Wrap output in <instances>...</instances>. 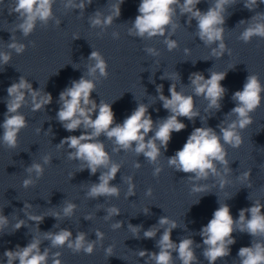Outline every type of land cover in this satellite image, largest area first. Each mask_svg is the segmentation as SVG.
<instances>
[{
    "label": "clouds",
    "instance_id": "clouds-1",
    "mask_svg": "<svg viewBox=\"0 0 264 264\" xmlns=\"http://www.w3.org/2000/svg\"><path fill=\"white\" fill-rule=\"evenodd\" d=\"M2 2V0H0ZM57 0H14V7L9 13H16L19 23L15 30L19 31L25 38L30 36L37 25L47 27L49 22H54L57 26L61 20L53 11V6ZM93 0H62L63 7L67 10L79 9L83 13ZM125 0H116L110 5L109 14L105 15L96 10L88 17L89 26L99 28L103 33L121 15V5ZM201 0H140L138 15L134 21L130 22L128 35L139 39L151 40L156 37H163V43L169 52L179 47L178 41L171 37L180 27L176 17L187 16V24L191 26L192 21H196V36L203 44L210 48V56L220 59L225 53L231 55L225 40V22L229 15L228 9L237 4V0H212L207 11H201L197 5ZM259 4H264V0H243L244 8L254 11ZM239 24H247V27L240 33L238 39L244 43H250L253 37L264 39V13L256 12L248 20H241ZM112 37L119 39V33L113 32ZM74 36L73 39H78ZM35 47V42H30ZM213 45H215L213 47ZM7 48L21 55L26 51L27 45L17 41L12 34L11 41L7 43ZM144 51L152 56L159 57L160 51L154 47H146ZM185 55H190V49H184ZM12 59L11 51H0V65H8ZM86 73L82 74L78 80H72L70 86L63 89L59 94V110L56 113V120L68 132L82 130L80 135H69L61 139L56 145L57 149L67 147V159L79 161L78 171L89 170L90 175L100 173L98 183H90L85 193L88 199H98L100 197L110 198L120 196V187L110 182L115 180L117 173L122 168L121 163L114 162L111 154L106 150L105 143L100 139L106 137L112 142V152H133L137 157L143 155L147 162L154 166L153 176L158 177L163 171L160 166V157L168 150L169 143L174 132L179 133L187 128L181 121V117L195 122L199 117L207 122L206 117H201L197 110L194 97L202 96L208 101L206 111H220L222 100L227 89L221 84L227 72H217L208 69L209 78H205L202 72H193L189 75L190 83L194 95H186L183 90H177V85L173 81L180 79L179 73L175 72L170 78L163 74L161 80L172 81L169 87V96L163 92V84L156 86L159 101L169 113L166 117L154 121L145 103H137V107L127 116L122 123H117L112 104L91 98V94L96 92L97 81L100 78L107 79L109 76L108 63L102 53L92 50L87 58ZM58 74V72L56 73ZM155 83V82H154ZM31 97V111L39 112L45 110L47 105L53 101L51 93L44 89H33L32 84L22 75L18 82H13L7 88L6 108L3 123L0 128L3 134L0 136V144L6 149H15L19 144V133L28 126V121L20 112V109L29 103ZM232 101L235 103L217 128L207 126L194 127L186 139L183 147L177 150L174 155L167 158V164L176 172L187 174L190 183L191 193H211V187L218 185L220 190L225 189L231 181L229 175L232 170L229 167L227 147L233 149L240 148L244 143L243 130L253 124L252 113H254L264 102V83L261 82L257 74H249L242 90H237L232 94ZM95 116V118H93ZM234 116L235 119H231ZM51 129V127H49ZM37 133L41 129H36ZM52 132V129H51ZM150 133H153L151 136ZM163 149V151H162ZM42 163L32 162L25 168L28 174L22 181V187L27 189L35 186L36 182L43 177L45 165L52 162L50 154H45ZM139 169L142 165L137 161L133 165ZM73 173H70V179ZM34 177V178H33ZM251 169L240 173L236 178L242 184L247 182V187H251ZM214 180L213 185L201 183ZM123 182L127 184L126 198L135 195L136 185L132 176L123 177ZM146 196H152V189L148 188ZM232 198V197H231ZM213 212L212 218L199 231L202 237V244H197L189 236L180 238L176 243L172 240V231L178 228L175 220L168 216H161L157 224L143 230V225H133L128 223L127 228L136 239H155L157 233L163 229L155 246L158 252L148 250H137V255L145 259V264H175L176 260L180 264H199L196 249L202 248V256L208 264H217L231 253V245L236 243L235 232L247 233L252 237L251 246H244L238 250L237 256L239 264H264V203L260 200L252 201V206L239 210L238 219H234L230 206L224 202ZM199 203V200L196 202ZM33 206L24 202L21 211L24 212L28 221H32L36 226V234L26 246L17 245L14 250H5L3 256L7 258V264H63L60 251L53 252L52 249L67 247L74 254L83 252L86 255L94 253L97 243L102 245L105 234L97 229L95 240H89L87 233L79 231L73 237L72 232L67 228H61L59 221L70 219L74 216L77 204L65 199L60 211L52 210L49 213L34 214L30 211ZM104 219L111 220L120 215L118 207L112 205L106 209ZM145 215H150L149 208H145ZM45 217H53L57 223L53 225L58 231L52 230L42 232L39 225L43 223ZM85 219L91 220L89 214ZM9 217L3 214L0 209V235L14 234L22 227H26L25 219L17 218L12 232H5L9 226ZM123 221H115L111 224L112 230L122 228ZM185 230H187L185 225ZM259 238V239H257ZM44 241L49 242L48 247L41 249ZM106 256H113V246L109 245L104 249ZM173 253H176L174 256Z\"/></svg>",
    "mask_w": 264,
    "mask_h": 264
}]
</instances>
